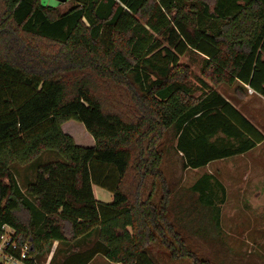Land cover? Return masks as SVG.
Segmentation results:
<instances>
[{
  "label": "trees",
  "instance_id": "trees-1",
  "mask_svg": "<svg viewBox=\"0 0 264 264\" xmlns=\"http://www.w3.org/2000/svg\"><path fill=\"white\" fill-rule=\"evenodd\" d=\"M68 2L62 13L42 0H0V238L11 227L39 264L54 242L94 231L98 241L62 264L97 255L227 264L211 185L221 204L226 190L213 175L180 188L182 174L243 155L264 135L215 88L194 97L180 57L200 54L212 83L264 97V0ZM70 120L94 146L64 133ZM47 151L63 160L38 165L23 191L12 165ZM93 185L112 202L97 200Z\"/></svg>",
  "mask_w": 264,
  "mask_h": 264
},
{
  "label": "rangeland",
  "instance_id": "rangeland-1",
  "mask_svg": "<svg viewBox=\"0 0 264 264\" xmlns=\"http://www.w3.org/2000/svg\"><path fill=\"white\" fill-rule=\"evenodd\" d=\"M42 2L47 6L58 7L62 13L71 7V3L68 0H42ZM150 32H152L151 35H156L155 32ZM180 63L191 69L192 77L186 82V85L192 90L194 97L197 98L203 93L205 85L213 87L225 96L232 97V100L240 102L238 109L242 113L259 118L260 122H257L258 126L264 130V109L253 103V97H251L250 102H244L245 97L252 94L250 88L247 87L246 92L242 88H238L236 84L212 83L203 74L205 69L204 58L193 51H189L184 56H181ZM251 109L253 110L252 114L249 113ZM62 130L64 133L70 135L77 145L90 147L95 144L94 138L88 133L84 125L75 120H70L63 124ZM62 160L56 152L47 151L31 163L13 164L12 171L16 175L22 189L26 191L27 185L35 178L38 165ZM263 171L264 145L260 149H255L247 155H243L242 158L232 157L224 161H215L208 169H189L182 174L179 187L183 189L193 186L205 172H213L218 175L222 184L226 187L228 197L226 196L225 203L221 204V190L218 187H213V184L211 185L212 190L215 192L213 194H216V199L213 197V200L216 201L215 203L220 214L222 210V217H220L223 232L222 242L224 247L231 252L225 255V262L227 264H247L250 261L256 260L257 257L264 261V181L261 177ZM257 175H259L258 178L255 177ZM105 193L109 196L112 195L107 190ZM258 193L260 194L256 198L254 195ZM97 236L98 232L96 231L94 234L79 238L74 242L61 243L60 246L56 245L55 256L57 250H61L59 254L65 256L76 251L81 252L83 249L90 247L97 240ZM251 254L257 257H251ZM51 257L52 255H49L48 252L42 257L41 262L51 264ZM56 258L60 257L56 256ZM254 263L260 264L261 261L258 260Z\"/></svg>",
  "mask_w": 264,
  "mask_h": 264
},
{
  "label": "crops",
  "instance_id": "crops-1",
  "mask_svg": "<svg viewBox=\"0 0 264 264\" xmlns=\"http://www.w3.org/2000/svg\"><path fill=\"white\" fill-rule=\"evenodd\" d=\"M200 55V54H199ZM200 56H202V55H200ZM203 57V56H202ZM234 84H236V85H238V88H242L243 89V91H246L247 92V87L248 86H245V85H243V84H241V83H239V82H235ZM206 86V85H205ZM249 88V87H248ZM222 94V93H221ZM222 96L233 106V107H235L248 121H250L263 135H264V130L263 129H261V127H259L258 126V123L257 122H260V119L259 118H255L254 116H252V115H247L246 113H242L239 109H238V104L240 103V102H236L235 100H232V97H227V96H225L224 94H222ZM251 97H253V103H256L261 109H264V97L263 96H261V95H259V94H257V93H255V92H253L252 94H250V95H247L246 97H245V100H244V102L246 101V102H250L251 101ZM243 102V103H244ZM242 103V102H241ZM252 112H253V110L251 109L250 111H249V113H251L252 114ZM263 115H264V112H263ZM258 120V121H257ZM95 142V141H94ZM95 145V144H94ZM94 145H92V146H94ZM263 145H264V141L261 143V144H259L258 146H256L254 149H252L251 151H249V152H247V153H245V154H243V155H247L248 153H250V152H252L253 150H255V149H260V148H262L263 147ZM92 146H90V147H92ZM243 155H240V156H235V157H243ZM232 158V157H231ZM228 159V158H227ZM225 159H222V160H217V161H224ZM215 161H213V162H211V163H209L206 167H203V168H199V169H195V170H205V169H208V168H210V165L212 164V163H214ZM262 173H263V175H262ZM261 173V177H262V180L264 181V171ZM203 175H213L215 178H217L219 181H220V183H222V181L219 179V177H218V175H216L215 173H213V172H205L204 174H202L201 176H203ZM200 176V177H201ZM199 177V178H200ZM256 178H258L259 177V175H257V176H255ZM223 185V184H222ZM224 186V185H223ZM224 188H225V190H226V196H227V189H226V187L224 186ZM103 188H101V187H99V186H97V185H93V191H94V194H95V197H96V199L97 200H99V201H101V202H105V203H110V202H112V200H113V194L111 195V196H109V195H107L106 193H105V189H103V190H105V191H103L102 190ZM24 191V190H23ZM108 192V191H107ZM260 193H258V194H256V195H254L256 198H257V196L259 195ZM228 197V196H227ZM221 217H222V210H221ZM222 222V221H221ZM254 230V229H253ZM96 231H94L92 234H94ZM96 241H98V236H97V240ZM95 241V242H96ZM94 242V243H95ZM93 243V244H94ZM92 244V245H93ZM56 245H58V246H60L61 245V243H59V242H54V244H53V247H52V251H51V255H52V257H51V259H52V262H51V264H62L64 261H65V259H67V257L69 256V255H67V256H65V255H60L59 253L61 252V250H57V254H56V256H59L60 258H56V256H55V250H56ZM92 245H90V247H88L87 249H83L81 252H84V251H86V250H88L89 248H91L92 247ZM49 254V255H50ZM65 254V253H64ZM54 255V256H53ZM100 263H102V264H117V263H112V262H110L109 260H107L103 255H97V256H95L88 264H100Z\"/></svg>",
  "mask_w": 264,
  "mask_h": 264
},
{
  "label": "built area",
  "instance_id": "built-area-1",
  "mask_svg": "<svg viewBox=\"0 0 264 264\" xmlns=\"http://www.w3.org/2000/svg\"><path fill=\"white\" fill-rule=\"evenodd\" d=\"M250 91L253 93V90ZM3 230L0 238V264H31V261L39 264L30 242H18L15 237L16 231L9 226H4Z\"/></svg>",
  "mask_w": 264,
  "mask_h": 264
},
{
  "label": "water",
  "instance_id": "water-1",
  "mask_svg": "<svg viewBox=\"0 0 264 264\" xmlns=\"http://www.w3.org/2000/svg\"><path fill=\"white\" fill-rule=\"evenodd\" d=\"M62 1H64V0H62Z\"/></svg>",
  "mask_w": 264,
  "mask_h": 264
}]
</instances>
